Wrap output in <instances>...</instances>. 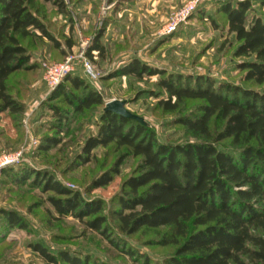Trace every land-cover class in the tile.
<instances>
[{"label": "trees", "instance_id": "16d2710c", "mask_svg": "<svg viewBox=\"0 0 264 264\" xmlns=\"http://www.w3.org/2000/svg\"><path fill=\"white\" fill-rule=\"evenodd\" d=\"M44 1L60 13L66 8L64 0ZM37 3L0 0V113L21 117L24 112V103L13 94L9 79L34 69L30 47L42 39L60 47L39 15ZM216 11L224 18L225 32L231 35L232 58L241 59L234 63L241 72L239 84L206 75L170 73L134 58L105 77L156 76L155 90L140 94L155 98L156 107L171 115L170 122L182 127L191 140L160 141L146 123L104 112L101 95L77 75H66L50 94V102L58 100L70 110L50 107L59 134L70 112L80 114L101 106L96 131L83 140L76 163L87 164L96 148L123 149L112 166L90 181L85 192L107 185L124 158L137 160L109 200L107 215L100 199H85L48 171L22 164L17 170L14 166L4 168L0 175H17L22 180L19 183L32 178L31 185L49 194L46 201L54 213L76 218L84 229L98 233L113 248L131 258L135 255L138 264H264V1L257 10L250 0L220 2ZM98 38L89 53L103 51ZM187 101L197 104L177 115ZM59 138L45 137L40 150L58 145ZM0 217L10 229L28 226L13 210H0ZM143 230L155 234L152 241L156 244L171 248L159 262L125 250L116 235ZM29 247L49 264H107L92 258L91 253L62 247L51 250L39 241Z\"/></svg>", "mask_w": 264, "mask_h": 264}, {"label": "rangeland", "instance_id": "374dc122", "mask_svg": "<svg viewBox=\"0 0 264 264\" xmlns=\"http://www.w3.org/2000/svg\"><path fill=\"white\" fill-rule=\"evenodd\" d=\"M64 1L66 8L60 13L52 3L38 0L39 15L60 47L55 48L45 39L35 42L30 47L34 69L20 71L9 79L13 94L24 103V112L21 117L7 111L0 113V154L17 152L29 145L32 138L35 144L30 146L23 162L13 168L17 170L25 164L48 171L85 199H100L105 204L103 213L107 215L109 200L118 193L120 184L133 171L137 160L124 158L117 175L107 185L85 192L90 181L112 166L123 149L112 146L96 148L87 164L76 163L75 156L83 140L96 131L101 106L83 110L80 114L70 112L69 120L63 124V133L59 134L58 121L50 107L70 110L58 100L50 102L49 96L56 88L49 90L46 87L44 66L61 63L71 57L73 71L67 76L82 77L101 95L104 103L123 101L124 108L141 117L160 141L179 143L191 140L189 133L170 122L171 115L156 107L155 98L140 94L155 90L156 76L139 79L132 76L105 77L134 58L149 67L170 73L206 75L215 81L239 84L241 72L235 69L234 63L241 59L232 58L234 44L231 35L225 32L224 18L216 11L218 3L232 0H202L197 10L168 35L161 34L162 27L170 13L188 0ZM250 1L253 9L257 10L264 0ZM96 37H99L98 43L103 51L89 53L88 48ZM79 53H82L80 57ZM81 57L91 63L95 79L83 73ZM66 87L69 88L68 84ZM196 104V101H187L183 112L177 115L188 112ZM45 137H60V143L41 151ZM31 179L19 183L22 180L17 175H0V210L16 211L28 225L24 229H10L0 217V264H49L29 247L35 241L51 250L62 247L71 252H88L92 258L107 264L140 262L134 261L135 255L131 258L130 254L110 246L98 233L84 229L76 218L59 217L46 201L49 194L31 185ZM107 218L113 225L112 218ZM116 235L122 239L125 250L146 255L151 261L159 262L171 249L152 241L155 234L151 230Z\"/></svg>", "mask_w": 264, "mask_h": 264}, {"label": "built area", "instance_id": "2783aa9c", "mask_svg": "<svg viewBox=\"0 0 264 264\" xmlns=\"http://www.w3.org/2000/svg\"><path fill=\"white\" fill-rule=\"evenodd\" d=\"M202 0H188L180 7L172 11L162 27L161 34L168 35L174 32L179 25L183 24L187 18L195 11ZM79 57L82 53H79ZM72 58H67L64 62L54 63L44 66L43 81L49 90L55 89L62 79L73 71ZM81 67L83 73L90 79L96 78V73L89 62L84 57H81ZM35 144L33 139L27 146L22 147L17 152L0 154V172L7 167L15 166L24 160V155L29 152L30 146Z\"/></svg>", "mask_w": 264, "mask_h": 264}, {"label": "water", "instance_id": "95a60500", "mask_svg": "<svg viewBox=\"0 0 264 264\" xmlns=\"http://www.w3.org/2000/svg\"><path fill=\"white\" fill-rule=\"evenodd\" d=\"M103 111L104 112L110 111V112H113V113H115L121 117L126 118V119L134 120V121H137L141 124H144V121L141 117L130 113L129 111H127L124 108V102L123 101L112 100V101L106 102L104 104Z\"/></svg>", "mask_w": 264, "mask_h": 264}]
</instances>
